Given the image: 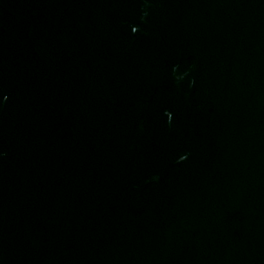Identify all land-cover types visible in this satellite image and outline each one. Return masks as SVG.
I'll return each instance as SVG.
<instances>
[{"label": "water", "instance_id": "95a60500", "mask_svg": "<svg viewBox=\"0 0 264 264\" xmlns=\"http://www.w3.org/2000/svg\"><path fill=\"white\" fill-rule=\"evenodd\" d=\"M0 264H264V0H0Z\"/></svg>", "mask_w": 264, "mask_h": 264}]
</instances>
